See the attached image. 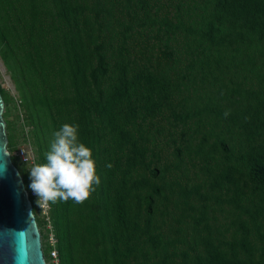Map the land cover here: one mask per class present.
I'll return each mask as SVG.
<instances>
[{
	"label": "trees",
	"instance_id": "16d2710c",
	"mask_svg": "<svg viewBox=\"0 0 264 264\" xmlns=\"http://www.w3.org/2000/svg\"><path fill=\"white\" fill-rule=\"evenodd\" d=\"M47 1L55 8L54 18L62 29L61 41L72 76V97L52 101L44 97L42 104L47 109H55L58 119L62 111L68 116L73 113L70 124L78 126L79 141L92 151L101 181L92 192L98 195L100 202L90 206L94 214V226L97 229L96 212L110 198V211L116 216L114 225L120 228L112 238L101 242H109L113 263L120 264L121 258L131 254L134 259L138 255L142 257L139 264H264V247L259 252V259H254V250H257L255 246L253 249L249 241V230L244 223L239 226L241 239L232 237L229 256L218 248H212L210 236H201L196 219L194 241L185 238L178 241L164 239L153 223L155 198L165 194L167 187L172 185L157 183V180H162V172L157 164L148 160L155 156L154 139L166 130L161 123L163 120L168 124V132L181 127V132L192 130L196 134L205 129L192 154L196 157L201 154L209 163L205 170L212 171L219 165L215 163L219 162L216 151H222L224 171L218 174L220 178L214 184L220 189L233 188L228 203L239 207L242 200L251 204L255 196L264 199V74L258 79L259 87L244 90L243 95L254 99L257 108L249 114L245 112L242 127L244 137L238 144L240 148L223 136L225 132L231 133L234 117H229L231 120L220 126L217 110L209 102L197 106L190 105L187 98H180L184 92L193 90L192 80L204 82L206 78H217L231 60L245 54L249 57L252 48L264 45V0L177 1L175 8L169 5L174 9L170 14L175 16L174 19L167 15L152 17L150 0H94L88 4L83 1L75 3V0L73 4L70 0H40V3L37 0H0L6 12L14 17L12 24L24 29L21 37L23 44L28 45L27 56L34 71L40 63H34L32 52L39 60V51L44 44V30L38 25L37 16L50 13L41 8ZM183 6L190 11L184 16L180 15V12L187 11L181 10ZM117 7L124 12V16L117 20L116 27L120 30L115 36L111 34L107 43H102L98 40L102 24ZM87 9L90 11L89 16L84 13ZM196 10H200L199 18H196ZM95 26L98 31L94 30ZM146 27L147 33L160 43V54L156 59H151L149 52L153 47L149 44L150 49L147 48V43L144 46L146 49L140 52L142 63L137 65L136 59L128 57L127 40L134 28ZM14 29L19 33L16 26ZM96 32L98 35L94 36ZM82 33L86 35L87 42L92 44L93 53H89L84 46ZM182 33L191 37L186 42L190 58L185 66L181 65V59L173 57L174 51L170 47V41ZM115 37L119 38V45L113 47L111 42ZM0 41L8 50L14 43L6 26H0ZM107 45L110 49L105 48ZM262 50L260 54H263ZM40 79L42 83L45 82V76ZM241 86L235 85L232 90H239ZM0 92L6 104L1 88ZM55 121L53 125L58 131L62 124L58 125L57 119ZM211 134L214 135V141L206 146L204 141ZM151 141L154 145L149 151L147 146ZM102 151L112 154L108 163L99 162ZM176 151L180 152L179 149ZM43 160L46 163L45 157ZM112 160H115V166L109 167ZM230 160L232 163H229ZM211 161H215L214 164H210ZM176 194L181 203L190 209L193 208L190 203L192 195L200 200L208 199L199 193L197 187L187 189L180 186ZM59 202H62L60 216L57 217L56 212L53 215L58 240V247L54 248L60 264H65L63 253L72 256L73 241L79 232L70 226L68 202ZM55 204L50 203L54 210ZM255 213L252 211L250 215L256 224ZM256 214L264 222V214ZM183 245L185 248H178ZM198 246L205 247L203 256L196 251ZM51 248H45V259H48ZM98 248L96 245V250ZM239 255L244 257L240 258ZM178 257L181 261H177ZM113 263H110L108 252L103 247L97 264Z\"/></svg>",
	"mask_w": 264,
	"mask_h": 264
},
{
	"label": "rangeland",
	"instance_id": "374dc122",
	"mask_svg": "<svg viewBox=\"0 0 264 264\" xmlns=\"http://www.w3.org/2000/svg\"><path fill=\"white\" fill-rule=\"evenodd\" d=\"M37 1L40 3V0ZM70 1L72 4L74 3V0ZM75 1V3L83 1L84 4H88L94 0ZM177 1L183 0H150L151 16L163 17L167 15L174 19L175 16L170 14L174 12L173 8H175L174 5H176ZM196 1L198 3L199 0ZM170 4H172L173 8L169 6ZM41 8L44 11L45 9L48 10L50 13H41L37 16L38 25L44 30V44L41 45L39 51V60L36 58V54L32 52L31 56L34 63H40L34 71L27 56L28 45L23 44V38L21 37L24 29L12 24L14 17L7 13L6 9L0 4V26L8 27L10 35L14 38V43L13 45L11 44L10 50L6 49L0 41V88L4 91L6 98L3 119L6 123L7 138L10 141L9 145H7V150L12 163L16 166L22 178L26 180L24 182L26 189H29L31 183L28 172L29 165L44 163L45 161L43 157L49 150L50 143L54 139L53 134L56 132L53 123H56L55 120L57 119L58 125L70 124V119L74 117L73 113L68 116L66 112L62 111V115L58 119L54 113L56 112L55 109H47L42 104L44 97L51 101L53 99H70L72 97V88L70 86L72 76L69 63L65 59L66 52L61 41L62 29H60L59 22L54 18L55 8L50 1L44 2ZM181 10H187V8L183 6ZM89 12L87 9L84 13L89 16ZM199 12L200 10L195 11L196 18H199ZM189 13L190 11L187 10L180 12V15L184 16ZM123 16L124 12L120 10V7L113 10V13L109 17L107 16V20L102 24V32L98 40L102 43H107V39H110L111 34L115 36V33L120 30L116 27L117 20H120ZM14 26L17 27L19 33L15 31ZM94 30L98 31V28L95 26ZM147 32V27L134 28L127 40L126 52L131 60H137V65L142 63L143 58L140 59V52L146 49L144 46L147 43V48L150 49L149 46L151 44L153 47L150 52L148 50L151 59H156L160 54L158 50L161 47L160 43ZM97 35L96 32L94 36ZM82 37L84 38L86 49L89 53H93L92 44L87 42L84 33H82ZM189 39L191 37H186L182 33L170 41V47L174 51L173 57L181 59L183 61L181 65L183 66L190 58L189 49L186 47V42ZM111 44L113 47L118 46L119 38L115 37ZM105 48L110 49L108 45ZM260 50H262L263 54L259 53ZM250 54L249 57H246L245 54V56H239L231 60L217 78H206L204 82L192 80L193 90L189 89L188 92L180 95V98H187L190 105L197 104V106H202L204 102H209L210 106L217 110L218 121L221 122L220 126L229 122L231 120L229 117H234L235 124L232 126L231 133L225 132L223 136L226 140L231 139L234 143L232 145L237 148H240L238 144L244 137L242 127L246 117L245 112L249 114L257 108L254 99L245 97L243 94H245L244 90L247 88L255 89L259 87L258 79L264 74V45L252 48ZM92 63L93 65L95 64L94 58ZM248 69L250 70L247 72ZM41 76H45L44 83L40 79ZM175 77L176 72L173 74L174 79ZM235 85L243 86L239 90H232ZM173 96L175 97V95ZM225 113H227V116H225ZM161 123L166 130L154 139L156 146L153 147L154 143L152 141L147 146L149 151L153 147L155 153V156L148 158V160L151 159L153 163L157 164L162 172L160 175L162 180H157V183H165L167 186H172L170 188L167 187L165 194L155 198L153 223L156 225L157 231H160L166 240L178 241L181 238H185L192 242L195 236L194 220L196 219L201 236H210L212 248H218L229 256V245L232 237L235 236L237 240L241 239L242 233L239 226L244 223L249 230V241L253 249L255 246L257 250V252L254 250V259H259L261 256L259 252L264 247V222L262 217H259L256 213L264 214V199L261 200L255 196L251 204L246 200H242L240 202L244 205L242 209V205L238 207L229 204L233 188L230 186L229 189L227 187L220 189L214 184L215 180L220 178L218 174L224 171V162L221 157L222 151H216V158L219 162H210V164H214V162L219 164L218 168H213L212 171L205 170V166L209 165V163L206 162L201 154L198 157L192 154L194 148L198 146L199 138L204 134L205 129L196 134L192 130L181 132V127L168 132L169 127L165 120ZM189 134H191L190 137L188 136ZM213 141L214 135L211 134L205 139L204 144L208 146ZM176 149H179L180 152L177 153ZM111 156V153L106 154L102 151L99 162L108 163V158ZM229 163H232V160ZM113 165L115 166V160L110 162L109 167ZM180 186H184L187 189L197 187L199 193L208 199L200 200L197 196L192 195L190 203L193 208L190 209L181 203L180 198L176 194L177 188ZM241 189H243L242 186ZM30 201L41 235V247L45 258L47 255V252H45L46 247L50 245L58 247L53 215L56 212V216H60L62 202H57L54 206L56 210H54L50 203L46 207L41 208L34 198H30ZM94 203H100L98 195L94 193H91L88 200L84 203L68 201V220L70 226L75 230L77 229L79 236L77 235L73 241L72 256L68 257L66 253H63V258L66 259L65 264H97L103 247L108 252L110 263H113L109 254V242L101 243L103 239L112 238L113 234H117L120 231V228L114 225L116 216L110 211L111 199L107 198L106 202L102 203L106 205H101L96 212L98 217L97 229L93 223L95 221L94 214L90 207ZM203 210L204 213L201 214ZM252 211H256L254 214L256 224L250 215ZM204 226H206V231H204ZM96 245L99 247L97 250ZM178 248L185 247L183 245L178 246ZM122 249L121 246L120 250ZM196 251L203 256L205 247L198 246ZM239 257L244 256L239 255ZM141 260V256L138 255L134 259L129 254L125 258H121L120 264H139ZM45 261L46 264H49V259L46 258ZM177 261H181V258L178 257Z\"/></svg>",
	"mask_w": 264,
	"mask_h": 264
},
{
	"label": "clouds",
	"instance_id": "9594fccd",
	"mask_svg": "<svg viewBox=\"0 0 264 264\" xmlns=\"http://www.w3.org/2000/svg\"><path fill=\"white\" fill-rule=\"evenodd\" d=\"M53 136L46 163L28 167L30 188L41 207L69 200L84 203L101 182L92 151L79 141L76 125L64 124Z\"/></svg>",
	"mask_w": 264,
	"mask_h": 264
},
{
	"label": "water",
	"instance_id": "95a60500",
	"mask_svg": "<svg viewBox=\"0 0 264 264\" xmlns=\"http://www.w3.org/2000/svg\"><path fill=\"white\" fill-rule=\"evenodd\" d=\"M0 92V264H46L24 181L7 150Z\"/></svg>",
	"mask_w": 264,
	"mask_h": 264
},
{
	"label": "built area",
	"instance_id": "2783aa9c",
	"mask_svg": "<svg viewBox=\"0 0 264 264\" xmlns=\"http://www.w3.org/2000/svg\"><path fill=\"white\" fill-rule=\"evenodd\" d=\"M31 184V183H30ZM27 193H28V197L30 198H34L36 201H38V197L33 193V191L31 190L30 186L29 189H26ZM40 206V205H39ZM47 204H44L41 208L46 207ZM51 246V245H50ZM52 248L50 249V251L48 252V259H49V264H60L59 258H58V254L56 249L54 248L55 246L52 245Z\"/></svg>",
	"mask_w": 264,
	"mask_h": 264
}]
</instances>
